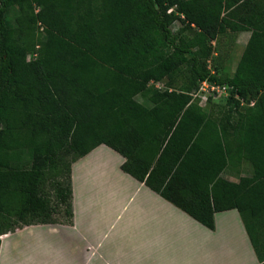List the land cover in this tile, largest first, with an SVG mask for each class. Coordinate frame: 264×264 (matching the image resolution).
<instances>
[{"label": "trees", "instance_id": "16d2710c", "mask_svg": "<svg viewBox=\"0 0 264 264\" xmlns=\"http://www.w3.org/2000/svg\"><path fill=\"white\" fill-rule=\"evenodd\" d=\"M229 31L251 33L233 76ZM203 82L228 87L223 106L195 97ZM101 145L210 229L237 209L264 264V0H0V246L58 223L52 176L71 222L72 165Z\"/></svg>", "mask_w": 264, "mask_h": 264}, {"label": "crops", "instance_id": "0c3cea01", "mask_svg": "<svg viewBox=\"0 0 264 264\" xmlns=\"http://www.w3.org/2000/svg\"><path fill=\"white\" fill-rule=\"evenodd\" d=\"M124 162L101 145L73 163L71 222L1 236L0 264H261L237 209L216 213L210 229L125 173Z\"/></svg>", "mask_w": 264, "mask_h": 264}, {"label": "rangeland", "instance_id": "374dc122", "mask_svg": "<svg viewBox=\"0 0 264 264\" xmlns=\"http://www.w3.org/2000/svg\"><path fill=\"white\" fill-rule=\"evenodd\" d=\"M38 11V10H37ZM18 14V10L16 8H12L9 10L8 12V24L9 26H14L15 24V17ZM181 27V24L179 22H177L173 28L174 31H177L179 28ZM41 30V29H40ZM230 33V31H229ZM193 32L189 33V36H192ZM251 33L250 32H240L239 34L236 35V38L234 40V34H231L229 36L226 37H222L220 38L219 42L221 44L222 48L228 49L229 53L226 59V64H225V73L233 76L237 66L241 60V57L243 55L244 49L249 41ZM215 44V42H213V45ZM29 56H32V54H30ZM210 69L212 71H217L213 66H210ZM220 73V72H219ZM155 86H157L158 88H166L167 87V83L165 82H159L156 83ZM227 98H221L218 100H215V103H213L214 105L209 106V108L206 107V109L208 111L210 110H215L217 107H221L223 106L222 104L226 103ZM204 105H207V103L203 102ZM214 112V111H213ZM215 113V112H214ZM55 179V180H54ZM53 176L50 177L49 181H47V183L45 184L44 187V192L43 194H45V196L51 201V206L54 207V214L52 215V218L55 222H67L68 220H70L69 216L66 213V209L63 207H60L57 199H56V195H55V190H54V185L57 179L59 178H54ZM13 221L16 220L12 219ZM16 227H22L23 223H17L15 224Z\"/></svg>", "mask_w": 264, "mask_h": 264}, {"label": "built area", "instance_id": "2783aa9c", "mask_svg": "<svg viewBox=\"0 0 264 264\" xmlns=\"http://www.w3.org/2000/svg\"><path fill=\"white\" fill-rule=\"evenodd\" d=\"M172 10H170L171 12ZM201 100V104L203 102L208 103L210 98L214 100H218L221 98H228L229 97V90L227 86H217L210 82H203L199 92L195 95ZM254 103H251L253 105Z\"/></svg>", "mask_w": 264, "mask_h": 264}]
</instances>
